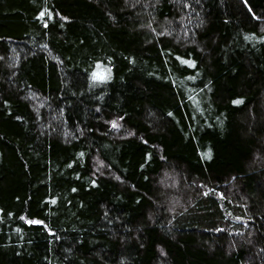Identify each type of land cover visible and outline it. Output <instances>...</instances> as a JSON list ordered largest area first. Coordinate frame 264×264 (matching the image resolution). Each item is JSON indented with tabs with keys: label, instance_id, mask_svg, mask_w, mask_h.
<instances>
[{
	"label": "trees",
	"instance_id": "obj_1",
	"mask_svg": "<svg viewBox=\"0 0 264 264\" xmlns=\"http://www.w3.org/2000/svg\"><path fill=\"white\" fill-rule=\"evenodd\" d=\"M0 264H264V0H0Z\"/></svg>",
	"mask_w": 264,
	"mask_h": 264
}]
</instances>
